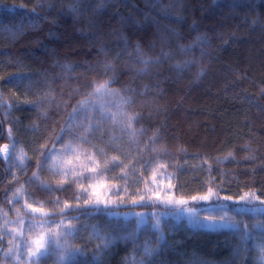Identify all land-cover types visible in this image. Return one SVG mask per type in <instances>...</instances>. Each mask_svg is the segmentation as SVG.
Segmentation results:
<instances>
[{"label": "trees", "instance_id": "1", "mask_svg": "<svg viewBox=\"0 0 264 264\" xmlns=\"http://www.w3.org/2000/svg\"><path fill=\"white\" fill-rule=\"evenodd\" d=\"M137 45L150 61L144 74L137 71L142 67ZM104 61L115 67L114 88L122 94L125 88L135 90L128 111L142 120L133 126L134 136L107 126L124 153L105 148L107 167L114 156L124 167L99 178L111 189L127 191L122 199L110 194L109 205L120 207L76 222L82 231L71 245L83 255L72 264H96L101 241L94 230L103 227L116 242L100 264H261L251 238L243 239L232 226L237 222L210 225L197 215L204 207L197 202L209 190L232 207L249 193L264 201V0H105L102 5L100 0H0V197L23 185L50 208L53 197L26 181L37 171L44 145L67 119L70 108L64 104L74 105L80 98L76 90L83 93L100 79ZM186 61V67H175ZM12 143L26 155L27 170L16 179L1 152ZM150 157L159 160L147 170L137 165ZM96 159L104 169V160ZM155 170L167 176V200L150 193ZM39 175L44 183H59L47 170ZM122 175L129 177L127 183ZM72 195L55 193L61 200ZM142 195L154 206L131 203ZM153 212L167 244L149 259L144 246L156 248L159 237L152 230ZM252 214L248 236L262 220L258 211ZM136 229L134 240L121 239Z\"/></svg>", "mask_w": 264, "mask_h": 264}, {"label": "snow or ice", "instance_id": "2", "mask_svg": "<svg viewBox=\"0 0 264 264\" xmlns=\"http://www.w3.org/2000/svg\"><path fill=\"white\" fill-rule=\"evenodd\" d=\"M43 2L45 0H41V3ZM104 2L105 0H100L101 5ZM171 2L179 4L180 0H171ZM216 2L217 0H213V3ZM71 11L75 12L76 9L73 8ZM252 23L255 24L256 21L254 20ZM197 40L199 41L200 37H197ZM125 47H127L126 40ZM181 51L190 53V49L181 48ZM100 52L103 55H107L103 48L100 49ZM136 53L142 65L137 71L139 74H144L150 61L144 58L139 45L136 46ZM117 56H119V53H117ZM188 63L190 62L186 61L183 65L176 64L175 67L182 69ZM64 67L67 70H71L69 65ZM99 67L102 72L100 79L94 80L83 93L76 90L75 95L80 98L76 100L74 105L64 104V107L70 108L67 119L59 127V132L52 137L51 143L44 145L43 150L40 152L41 160L34 165L37 171L33 172L26 181L29 187H36L39 191L49 193L53 197L47 201L50 208L45 209L32 193L25 194L23 185L14 190L9 189L8 192L11 195L5 193L4 199L11 202L12 210L17 217L16 221L13 222L17 227H9L7 212L3 213L4 222L3 230L0 231V239L7 236V243L12 245L3 253L5 258L11 257L7 264H47L45 258H50L53 254L56 255L61 264L65 261L68 264H72L77 254L83 255L81 249L74 248L68 244L69 239L82 231L81 228L76 227L74 222H82V217H92L93 213L101 214L104 209L109 207H120L118 204L109 205L106 200L102 201L100 199L102 191L97 189H101L104 186L95 183L99 177L104 176L106 173L110 174L112 170H119L124 167L118 156L112 158L111 168L107 167L108 161L107 152L104 151L105 148L120 155L124 154L120 147L119 138L114 134L109 136L107 126L112 125L113 131L115 128H119L134 136L135 129L133 126L139 124L142 117L139 114H130L128 111L134 102L135 90L125 88L122 94L120 90L113 87L117 80L113 63L104 61ZM60 108L61 105L58 104L57 109L59 110ZM139 131L143 132L144 130L141 128ZM152 139L154 140V138ZM151 151H155L154 144ZM96 157L104 160V169H101ZM127 158L130 159V157ZM2 159L3 157H0V160ZM15 159L19 161L22 171H26V155L21 153ZM158 160L159 157H150L138 160L136 163L147 170ZM15 166L17 165L9 163L6 170L9 171L10 175L11 168ZM40 170L49 171L58 179L59 183L56 186L44 183L40 179ZM208 171L211 172V168ZM135 172L136 166L134 165L133 174ZM2 179L3 177H0V181ZM121 179L127 183L129 177L122 175ZM138 179L140 183H143L142 177H138ZM2 187L3 183L0 182V188ZM74 189L78 190L74 191ZM126 191L127 189L120 188L109 189L110 194L117 199H122L121 193ZM57 192L61 194L73 192V195L67 200H61L55 196ZM25 195L32 201L31 203L25 202ZM211 195L213 193L209 190L207 195L201 197V199L206 200ZM195 199L196 197H193V200ZM224 199L230 198L226 196ZM157 200H159L158 197ZM18 203L23 212L16 208ZM131 203L145 207L154 206L153 201L146 199L143 195L140 196L139 200H131ZM177 203H183V201H178ZM261 203H264V201H261ZM140 215L144 216V213H140ZM151 215L155 218L152 223V230L159 232V237L156 248H152L147 243L144 246V255L149 259L160 250L161 245L167 244L165 234L160 227V219L156 217L154 212ZM140 223L143 224L146 221L142 220ZM45 226L48 231L42 232L41 229ZM232 226L237 231H242L243 239L249 238L247 226L241 229L239 222ZM259 226L264 228V222H261ZM93 227H96V225H93ZM138 231L139 229H136L128 236L121 237V239L134 240ZM96 236L101 243L97 245L99 251L95 253V259L96 264H100L104 253L115 244L116 237H109L102 228H97ZM257 247H259L261 252V264H264V245H257ZM22 256L25 258L21 259ZM0 264H3V262H0ZM139 264H144V261L141 260Z\"/></svg>", "mask_w": 264, "mask_h": 264}, {"label": "rangeland", "instance_id": "3", "mask_svg": "<svg viewBox=\"0 0 264 264\" xmlns=\"http://www.w3.org/2000/svg\"><path fill=\"white\" fill-rule=\"evenodd\" d=\"M1 152L5 153V159L7 161V167L9 163L15 164L17 166L11 168V176L16 179V175L22 172V168L19 166V161L15 159L16 156L23 153L21 148L18 146H15L13 143L12 145L4 147ZM13 179V180H14ZM41 179V177H40ZM11 181L12 183H15L14 181ZM102 187L101 189H97L98 191H102V195L100 196V199L106 200L109 203L113 201L112 198H110V192L109 189H111V185L109 183H106V180L103 178H98V180L95 182ZM19 187V186H18ZM17 188V187H16ZM15 189V188H14ZM91 191V190H90ZM25 192V190H24ZM150 193L153 197L158 198H164L159 200H167L170 196H168V186H167V176L164 172L155 170L154 174L150 181ZM26 194V192H25ZM168 196V197H167ZM206 196V195H205ZM243 199H240L239 202H237V206L232 207L230 206L229 201H226L225 203L219 202L218 196L213 193L208 199H202L197 204H202L204 207L201 212H197V215H200L204 217L205 220H207L210 225L213 226H223L228 227L231 224L235 222H244V226H247L249 228L248 224L252 223L253 220H255V217L253 216L252 212H259L262 214V220H259L255 223L256 228H252L253 230L250 232L249 238H251L253 242V247L255 251L257 252L258 258L260 259L261 252L259 247L257 245H264V228H261L259 225L261 222H264V203H261L258 201V198L255 194L249 193L242 197ZM25 202L31 203L32 201L28 199V197L25 195ZM11 205V202H10ZM43 205V204H41ZM181 205V204H180ZM44 206V205H43ZM10 208H4L0 209V231L3 230V222H4V216L3 213L7 212V219L9 221V227H17L14 221H16L17 217L15 215V212L12 210V205L9 206ZM16 208L23 212V209L20 208V204H16ZM45 208V206H44ZM197 217V216H196ZM76 223V222H74ZM104 231L108 234L106 228H102ZM96 230H94V233L96 234ZM42 232H47L48 229L45 226L43 229H41ZM75 235L74 237H76ZM73 237V238H74ZM4 243L6 244V248L11 247L12 245H9L7 243L8 237L4 236ZM69 239L68 244L70 246L72 243V239ZM98 238V237H97ZM23 251V249H21ZM25 257H21V259H24ZM47 260V264H61V262L58 260L55 254H53L50 258H45ZM11 257L5 258L2 254L0 256V262H3V264H7V261H10ZM68 262L65 261L63 264H67Z\"/></svg>", "mask_w": 264, "mask_h": 264}, {"label": "flooded vegetation", "instance_id": "4", "mask_svg": "<svg viewBox=\"0 0 264 264\" xmlns=\"http://www.w3.org/2000/svg\"><path fill=\"white\" fill-rule=\"evenodd\" d=\"M0 202H5V199L4 197H0ZM11 206L10 203H7L5 206L1 205L0 204V209H4V208H7L9 209ZM6 244L4 243V238L3 239H0V256L4 253V251H6Z\"/></svg>", "mask_w": 264, "mask_h": 264}]
</instances>
